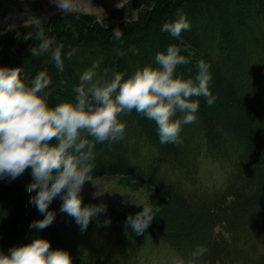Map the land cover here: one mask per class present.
<instances>
[{
    "label": "trees",
    "instance_id": "trees-1",
    "mask_svg": "<svg viewBox=\"0 0 264 264\" xmlns=\"http://www.w3.org/2000/svg\"><path fill=\"white\" fill-rule=\"evenodd\" d=\"M139 8L134 19L113 24L61 13L1 35L0 65L21 68L26 82L47 71L53 81L50 104L55 105L75 100L79 77L94 62L100 65L98 77L105 68L109 78L114 72L127 77L146 64L155 66V55L171 41L179 42L190 60L191 72L181 69L185 76L196 73L201 59L208 62L216 99L208 106L200 98L196 122L183 126V143L161 144L153 121L135 111L123 114V140L111 147L95 144L92 178L119 174L150 185L168 214L187 215L184 225L195 229L205 223L212 253L207 254L206 242L177 233L161 213L139 235L126 225V216L108 209L81 231L73 217L60 211L59 196L49 204L54 222L43 230L30 227L43 219L29 203L35 191L26 192L30 169L16 178L20 193L12 211L4 199L6 182H15L0 179V252L41 235L68 251L73 264H189L198 246L207 251L197 264H264V0H154ZM177 8L184 9L191 26L172 38L161 27L176 18ZM115 28L123 33L121 40L113 39ZM41 29L63 45L62 72L50 54L31 56ZM82 201L92 204L83 194Z\"/></svg>",
    "mask_w": 264,
    "mask_h": 264
},
{
    "label": "clouds",
    "instance_id": "clouds-1",
    "mask_svg": "<svg viewBox=\"0 0 264 264\" xmlns=\"http://www.w3.org/2000/svg\"><path fill=\"white\" fill-rule=\"evenodd\" d=\"M54 2L60 12L69 6L68 0ZM175 17L166 21L161 31L179 38L191 25L183 8L176 9ZM122 38L123 33L113 29V39ZM36 39L39 43L30 48L31 56L50 54L51 62L62 72L63 45H56V37H46L43 29ZM73 54L68 52L67 58ZM154 63L127 77L114 72L109 78L107 68L98 77L100 65L94 62L79 77L75 100L55 105L50 104L53 81L47 71L38 72L26 82L21 68L0 65V179L12 181L31 170L32 182L26 192L35 191L29 203L43 214V219L33 221L30 227L43 230L54 222L56 213L49 210V204L58 196L63 201L60 211L73 217L81 231L87 230L92 217L107 211L104 203L83 205L82 191L86 181H92L95 144L108 143L111 147L123 140V114L135 111L155 123L161 144L180 145L183 126L197 120L200 98L208 106L214 104L208 62L201 59L196 73L185 76L181 69L190 60L181 54L179 46L169 44L155 55ZM154 217L152 206L144 203L142 210L128 215L126 225L143 234ZM206 251L203 246L196 247L189 264H197ZM0 264L73 262L68 251L53 249L47 239L37 236L7 253L0 252Z\"/></svg>",
    "mask_w": 264,
    "mask_h": 264
},
{
    "label": "rangeland",
    "instance_id": "rangeland-1",
    "mask_svg": "<svg viewBox=\"0 0 264 264\" xmlns=\"http://www.w3.org/2000/svg\"><path fill=\"white\" fill-rule=\"evenodd\" d=\"M140 1H144L141 4H152L154 0H68L69 6L63 12L58 10V5L54 0H0V36L17 30L29 29L47 20L49 21L53 16L61 13L90 15L96 18L97 21L107 24L134 19L140 11ZM170 43L173 44V41ZM176 46L181 49L179 42ZM183 52L182 55H184ZM41 57L43 58V55ZM183 69H191L190 63L184 66ZM6 185L8 187L5 191L4 202L9 203L12 211L15 202H17L20 188L16 185V182H6ZM82 194L92 204H106L110 212L121 217L134 215L142 210V204L148 203L152 206L155 217L161 213L160 219H166L170 225L176 226L178 228L177 233L187 237L188 240L193 239L199 244L206 242L207 254L210 255L213 251V246L209 243L210 241L206 235L205 223L199 229H195L192 226L184 225L187 223L186 220L188 221L187 215L183 214L177 217L174 213L168 214L162 202L155 197L153 187L150 185L140 184L127 176L107 174L92 178V181H86ZM137 204L141 205L137 206ZM39 237L47 239L51 248H59L50 238L41 235Z\"/></svg>",
    "mask_w": 264,
    "mask_h": 264
}]
</instances>
